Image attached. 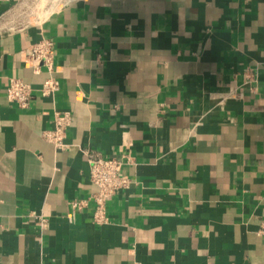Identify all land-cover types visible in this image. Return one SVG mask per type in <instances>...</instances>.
I'll return each mask as SVG.
<instances>
[{
	"label": "crops",
	"instance_id": "crops-1",
	"mask_svg": "<svg viewBox=\"0 0 264 264\" xmlns=\"http://www.w3.org/2000/svg\"><path fill=\"white\" fill-rule=\"evenodd\" d=\"M83 150L130 158L103 224ZM263 220L264 0H0V264H264Z\"/></svg>",
	"mask_w": 264,
	"mask_h": 264
},
{
	"label": "built area",
	"instance_id": "built-area-1",
	"mask_svg": "<svg viewBox=\"0 0 264 264\" xmlns=\"http://www.w3.org/2000/svg\"><path fill=\"white\" fill-rule=\"evenodd\" d=\"M29 51L33 72L38 73L41 67L46 71V77L38 90L42 96H50L58 87L53 76V43L49 39H41L32 44ZM32 93L33 87L19 78L9 79L5 86L7 99L20 108L28 107ZM69 122L70 115L67 111H56L53 115L52 125L42 131V136L55 147L60 148L63 146L65 128ZM83 152L87 156L89 182L95 188V191L89 196L94 206L92 218L95 223L103 224L107 220L105 215L106 200L116 189L126 187L128 184L123 168L130 158L124 153L119 156H107L90 150H83ZM78 204L77 201L72 202L73 206ZM258 233L264 237V220Z\"/></svg>",
	"mask_w": 264,
	"mask_h": 264
}]
</instances>
